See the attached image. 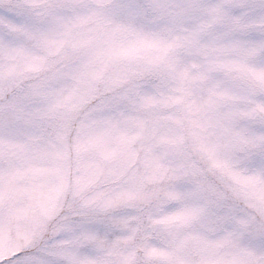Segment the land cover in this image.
<instances>
[{"label": "snow or ice", "instance_id": "obj_1", "mask_svg": "<svg viewBox=\"0 0 264 264\" xmlns=\"http://www.w3.org/2000/svg\"><path fill=\"white\" fill-rule=\"evenodd\" d=\"M0 264H264V0H0Z\"/></svg>", "mask_w": 264, "mask_h": 264}]
</instances>
